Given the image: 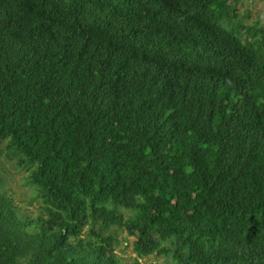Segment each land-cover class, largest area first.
<instances>
[{"label": "trees", "instance_id": "trees-1", "mask_svg": "<svg viewBox=\"0 0 264 264\" xmlns=\"http://www.w3.org/2000/svg\"><path fill=\"white\" fill-rule=\"evenodd\" d=\"M240 1L0 0V161L38 201L0 173V264H264V25Z\"/></svg>", "mask_w": 264, "mask_h": 264}, {"label": "rangeland", "instance_id": "rangeland-1", "mask_svg": "<svg viewBox=\"0 0 264 264\" xmlns=\"http://www.w3.org/2000/svg\"><path fill=\"white\" fill-rule=\"evenodd\" d=\"M238 10L248 13L249 22H256L259 20L264 25V0H241L238 4ZM0 173L4 187L10 192L20 207L28 212L36 213L38 201L31 198V190L23 184L26 172L20 169L14 160L6 159L3 156L0 161ZM118 233L123 244L117 248V253L125 256L134 255L131 245L132 238L126 237V231H118ZM148 261L161 262L160 259L154 256Z\"/></svg>", "mask_w": 264, "mask_h": 264}]
</instances>
